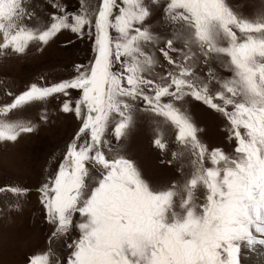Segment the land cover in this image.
Here are the masks:
<instances>
[{
	"label": "snow or ice",
	"instance_id": "obj_1",
	"mask_svg": "<svg viewBox=\"0 0 264 264\" xmlns=\"http://www.w3.org/2000/svg\"><path fill=\"white\" fill-rule=\"evenodd\" d=\"M79 4L70 11L61 0H0V57L33 44L42 51L64 31L92 42L74 77L32 83L0 107V143H15L37 125L7 119L14 111L79 92L60 110L80 127L39 188L53 226L49 247L28 264H241L242 245H264V14L249 18L244 3L229 0H100L91 12ZM214 60L231 75L204 72ZM189 99L225 118L233 155L202 140ZM144 122L155 125L161 153L165 130H175L167 163L178 161L180 179L165 187L125 154ZM28 192L0 186V194ZM53 241H63V259Z\"/></svg>",
	"mask_w": 264,
	"mask_h": 264
},
{
	"label": "rangeland",
	"instance_id": "obj_2",
	"mask_svg": "<svg viewBox=\"0 0 264 264\" xmlns=\"http://www.w3.org/2000/svg\"><path fill=\"white\" fill-rule=\"evenodd\" d=\"M61 2L66 3L70 11L80 6L79 0ZM117 2L120 3V0ZM229 2L234 5L244 3L243 11L249 18L255 19L257 14H264V0ZM99 3L100 0H85L89 12L98 8ZM45 10L53 11L47 5ZM158 15L153 17V23ZM91 48V41L77 39L74 34L64 31L42 51L39 50V45L33 44L24 55L0 57V107L10 104L16 95L25 91L32 83L50 85L74 77V65L87 64L93 56ZM201 67L204 72L213 67L214 74L221 79L231 75L219 60ZM70 93L69 97L51 98L46 104L34 103L7 117L14 121H30L37 125V130L31 134H22L15 143H0V186L14 185L29 189L25 197L0 194V264H28L30 256L43 253L49 247L53 226L46 221L39 188L56 173L67 146L80 127V121L73 113L65 114L60 110L66 99L74 104L79 97L77 90H70ZM189 105L195 122L204 129L200 135L209 148L219 147L233 155L235 145L227 139L225 118L198 101L189 99ZM41 114L47 117L46 122L40 119ZM154 128L155 125L147 122L140 124L125 142V154L136 162L154 184L165 187L180 179L175 172L178 161L173 160L171 165L167 163L173 159L172 152L178 145L175 143V130L169 126L165 130L168 151L161 153L153 144L156 135ZM162 160L165 163H161ZM80 219L79 214H76L74 223H78ZM71 236L78 238V229L74 228ZM51 247L62 259L68 251L63 241H53ZM244 249L248 248L242 245L241 255Z\"/></svg>",
	"mask_w": 264,
	"mask_h": 264
},
{
	"label": "bare ground",
	"instance_id": "obj_3",
	"mask_svg": "<svg viewBox=\"0 0 264 264\" xmlns=\"http://www.w3.org/2000/svg\"><path fill=\"white\" fill-rule=\"evenodd\" d=\"M241 264H264V247L257 245L254 251L244 249L241 255Z\"/></svg>",
	"mask_w": 264,
	"mask_h": 264
}]
</instances>
